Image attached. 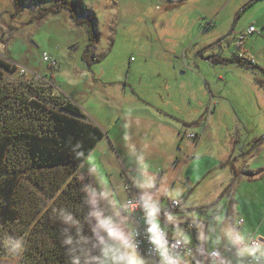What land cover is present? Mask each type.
Instances as JSON below:
<instances>
[{
  "label": "rangeland",
  "instance_id": "rangeland-1",
  "mask_svg": "<svg viewBox=\"0 0 264 264\" xmlns=\"http://www.w3.org/2000/svg\"><path fill=\"white\" fill-rule=\"evenodd\" d=\"M79 1L87 9L77 10L79 19L90 10L95 15L98 38L91 49L86 27L68 10L40 17L51 0H0V57L16 67L4 72L6 81L24 82L79 105L86 119L105 133L85 167L96 195L99 182L110 190L109 198L115 190L120 215V203L132 195L125 190L127 184L162 208L178 201L179 206L163 211L165 220L159 223L178 237L183 232L189 241L193 235L186 228H197L196 241L208 253L216 246L209 240L221 227L230 230L236 219L231 215L224 221V214L199 208L223 193L218 205L226 212L228 188L219 192V187L230 184V170L220 162L236 147L239 151L264 139V51L256 54L263 43L258 28L264 3L254 2L244 10L250 0ZM249 26L255 32L250 33ZM137 98L175 119L143 108ZM166 124L172 131L156 144V132H164ZM75 173L93 200L90 182ZM167 215L175 219L169 222ZM127 220L131 231L133 221ZM101 246L156 264L121 239H104ZM223 249L231 260L229 249ZM104 260L102 256L98 264ZM22 263L20 256L0 254V264Z\"/></svg>",
  "mask_w": 264,
  "mask_h": 264
},
{
  "label": "trees",
  "instance_id": "trees-1",
  "mask_svg": "<svg viewBox=\"0 0 264 264\" xmlns=\"http://www.w3.org/2000/svg\"><path fill=\"white\" fill-rule=\"evenodd\" d=\"M51 1L40 17L68 10L78 25L86 27L88 48H93L98 33L92 11L79 19L77 10H87L81 1ZM15 70L0 57V254L20 256L22 264H72L69 248L79 237L76 225L59 218L64 209L79 222L81 235L87 238L76 248L80 264H98L102 246L89 214L92 206L86 202L91 198L75 171L105 133L70 99L43 94L24 82L6 81L4 72ZM69 236L73 245L63 243ZM9 237L22 239L20 250L6 243Z\"/></svg>",
  "mask_w": 264,
  "mask_h": 264
},
{
  "label": "crops",
  "instance_id": "crops-1",
  "mask_svg": "<svg viewBox=\"0 0 264 264\" xmlns=\"http://www.w3.org/2000/svg\"><path fill=\"white\" fill-rule=\"evenodd\" d=\"M250 1H252V0H250ZM250 1H248V2H250ZM254 2L255 3L256 2H261V3L263 2L264 3V0H255ZM245 6H246V4H245ZM246 8L247 7L243 8V9L245 10ZM259 26L260 27L258 28L259 29L258 30V34H259L258 41L261 40V41H263V43L260 45L259 51L256 52V54L258 53L259 55H261L262 52L264 51V19L263 18L261 19ZM250 27H252V26H249V28ZM253 32H255V29L253 30ZM253 32H250V33H253ZM203 55H205L204 51H203L201 57ZM233 57H234V55H233ZM255 59L258 62L260 60V59H258L257 56L255 57ZM260 65H261V67H260L261 71H264V63L261 62ZM137 101L140 105H144L143 108H148V109L154 111L155 112V113L153 112L154 114H157L159 116L164 115L165 119L167 117H169L171 119H175V118H173V116L168 115L167 113H164L163 111H159V110L155 109L149 103H147L146 101H144L140 98H137ZM132 117H134V115H130V118H132ZM121 120L123 121V119H121ZM127 120H128V117H127ZM196 125H197V123H196ZM164 128H166V130H164V132L162 130V131L156 132L157 134L155 133L156 134V140L155 139H153V140L155 141L156 144H160L159 142H161V143L165 142V133L167 132V130L169 132L172 131L171 129H169L167 124L165 125V127L164 126L162 127V129H164ZM181 130H182V127L177 133L178 138L180 137V131ZM136 131H141V130L136 129ZM175 135H176V132H175ZM175 135L173 136L172 141H174V139L176 137ZM170 138H171V136L169 135V139ZM200 139H201V137H200ZM200 139L196 142L197 144L199 143ZM156 141H159V142H156ZM92 153H93V151L84 159L83 162H81L77 166L76 171L79 175H82L83 177H85L90 182V184H88V185H89L90 189L91 188L93 189V190L91 189L92 194H93L92 196H93V200L96 201V206H95L94 210L101 211L104 218L112 217V219L114 221L113 224L116 226V229H117V237L109 239L106 236L104 230L97 227L98 221L94 218V227L96 229L97 235L100 238V240L101 239H103V240L108 239L109 241H114V242L119 240L121 236H123L126 239L128 233L130 231V228H127L126 226L130 225L131 223L128 222L126 217H124L125 215L121 211L120 208H119V210H120L122 215H120L117 212L118 207L115 205V195H116L114 192L115 190L110 192L111 196L109 198L107 192L110 190L108 188L106 189V187L101 182H99L101 190L97 196L95 193L96 190L94 188V182L91 179L92 176L87 174V171H85V170H88L85 167L88 166V165H86V163L88 162ZM220 166H224L226 168L228 167L230 170L229 171V179H226V182L231 180L230 184L228 185V187H226V183L224 182L219 187L220 188L219 192H224L228 188L226 195H227V199H228L229 203L226 207V212H225V207L218 205L219 202L222 201L220 198H222V196H224L223 193H220V194L217 193L219 195L216 198L211 199L208 203H206L204 205H200L199 208H200L201 212H207V211L212 212V211H214V212L219 213V214H224L226 217V219L224 221L229 220L231 215H234L236 217V219H235V221H232V225L230 227L231 231H235L238 229L240 233H251L254 236L264 237V139L263 140H255L254 145L247 146L245 144V145L240 147L239 151L237 150V147H236V149H234V151L229 155V158L225 157V159H223V162H220ZM91 168L93 169V172L96 173V168H94L93 166ZM161 173L163 174L164 171L161 170ZM109 184L113 185L112 182H109ZM239 191H243V192L239 195L238 194ZM163 211H167V209L164 207L161 210V215H160L161 218L160 219L162 221L165 220V214H166V212H163ZM223 212H225V213H223ZM239 219H243V224L241 226L237 225V222ZM186 230H187V232H186L187 234L190 231L194 230V238L192 240H194L198 246H201L200 242L198 243L196 241V240H199L195 236V231H197V228L191 226L189 228H186ZM168 232L172 236H176V234H174L173 232H170V231H168ZM217 238H218V236L215 235V237L211 238L209 241L210 242L215 241V243H216L215 248L217 246L219 247V246L223 245L222 246L223 248L229 249L228 252H229V255H230L231 260H232L234 258V253H235L232 251V250L235 251V249H233L232 244L229 242H225V241L224 242L226 244H223V240H221L220 243H218ZM206 243H207V237H205V244ZM204 246H207V245H204ZM222 247H220V248H222ZM223 254H224V249H223ZM224 256H225V254H224ZM188 261H191L194 264H210L209 261L207 259H205L203 256H201V257L197 256V258H191V259L190 258L184 259L182 261V264H186Z\"/></svg>",
  "mask_w": 264,
  "mask_h": 264
},
{
  "label": "clouds",
  "instance_id": "clouds-1",
  "mask_svg": "<svg viewBox=\"0 0 264 264\" xmlns=\"http://www.w3.org/2000/svg\"><path fill=\"white\" fill-rule=\"evenodd\" d=\"M86 202L96 206L95 200H88ZM156 211V209H153L151 214L155 215ZM89 214L98 221L97 227L103 229L109 239L117 237V229L113 224L112 217L104 218L102 212L99 210H90ZM59 218L65 224L77 226L76 233L79 238L76 245L69 248V252L73 254L72 264H80V256L75 254L76 248L86 242L87 238L81 235L79 222L71 213L61 209L59 211ZM166 219L169 222H172L175 217L174 215H167ZM150 231L155 234L157 232V225L152 224ZM178 235L183 238L185 243L189 242V237L184 235L183 232L178 233ZM120 239L125 246L129 245V241L123 236H121ZM152 239L154 244L159 246V254L162 257V260L158 261L157 264H181L179 260L168 255L166 250V241L161 236L153 235ZM221 240L231 243L233 249H235L234 258L225 262V264H264V237L254 236L251 233H240L238 229L231 231L227 227H221L217 242L220 243ZM6 243L11 245V248L14 251H18L21 249L22 239L14 240L12 237H9ZM63 243L65 245H73L72 237L69 236L63 241ZM100 243L103 244L104 240L101 239ZM81 253L86 255L83 249H81ZM210 255L218 256L219 250L211 253ZM102 256L105 258L104 264H144V261L137 258L135 255L126 256L124 254H120L119 251L112 246L103 248Z\"/></svg>",
  "mask_w": 264,
  "mask_h": 264
},
{
  "label": "built area",
  "instance_id": "built-area-1",
  "mask_svg": "<svg viewBox=\"0 0 264 264\" xmlns=\"http://www.w3.org/2000/svg\"><path fill=\"white\" fill-rule=\"evenodd\" d=\"M254 30L250 27L249 32ZM244 39V36H241ZM126 192L132 194L124 203L120 204V209L126 218L133 221V227L129 233L128 241L134 252L142 256H148L156 261L162 260L159 254V246L153 242V235H159L166 241V250L168 255L179 260L182 264L184 259L197 258V256H206L210 264H225L226 260L223 251L220 247H216L205 252L204 247L198 246L194 240L187 243L183 241L180 236H172L160 223L162 207L160 203L154 202L148 196H141L134 192L133 185L127 184L125 187ZM179 206L178 201L169 202L166 209H172ZM153 209H156V214L152 215ZM152 224L157 225V232L153 234L150 229ZM243 224V219H239L238 226ZM218 256H211V253L217 252Z\"/></svg>",
  "mask_w": 264,
  "mask_h": 264
},
{
  "label": "water",
  "instance_id": "water-1",
  "mask_svg": "<svg viewBox=\"0 0 264 264\" xmlns=\"http://www.w3.org/2000/svg\"><path fill=\"white\" fill-rule=\"evenodd\" d=\"M232 35V30L228 33V35L227 36H231ZM226 36V37H227ZM225 37V38H226ZM202 53V52H201ZM201 53H199V56H201ZM192 235H193V238H194V230H192Z\"/></svg>",
  "mask_w": 264,
  "mask_h": 264
}]
</instances>
